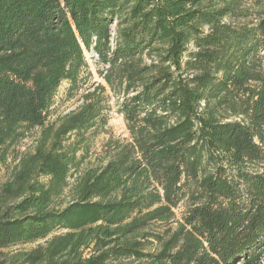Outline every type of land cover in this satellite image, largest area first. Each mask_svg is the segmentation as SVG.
Returning a JSON list of instances; mask_svg holds the SVG:
<instances>
[{"label":"trees","instance_id":"16d2710c","mask_svg":"<svg viewBox=\"0 0 264 264\" xmlns=\"http://www.w3.org/2000/svg\"><path fill=\"white\" fill-rule=\"evenodd\" d=\"M0 175V264H264V0H0Z\"/></svg>","mask_w":264,"mask_h":264},{"label":"rangeland","instance_id":"374dc122","mask_svg":"<svg viewBox=\"0 0 264 264\" xmlns=\"http://www.w3.org/2000/svg\"><path fill=\"white\" fill-rule=\"evenodd\" d=\"M86 57L90 63L91 70L93 72L92 81H96L98 83H105L103 79L99 77L97 74V66H96V57L91 53H86ZM68 83L65 82L62 84L59 89V93L56 98L55 105V114L51 117L50 122L56 121L59 117H62L69 112L75 110L81 104V93L76 95L73 98L67 97V89ZM118 101L117 98L111 99V110L109 114V123L103 133H101L98 137H96L92 144V154L91 160L94 161L96 156L101 152L103 145L112 137L114 138H126L128 136V131L126 127V123L124 117L118 112ZM35 136V135H34ZM34 147V137H30L24 141L23 150L32 151ZM2 176L0 175V179ZM186 209V204H182L177 210V217L180 218L182 213ZM31 246H24V248H29Z\"/></svg>","mask_w":264,"mask_h":264}]
</instances>
